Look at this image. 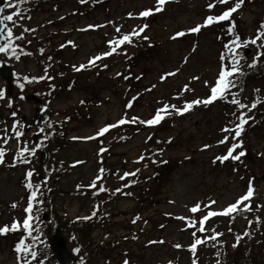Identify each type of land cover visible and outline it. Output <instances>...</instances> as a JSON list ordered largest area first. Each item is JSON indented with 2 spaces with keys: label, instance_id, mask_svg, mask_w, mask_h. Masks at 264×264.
Here are the masks:
<instances>
[{
  "label": "rangeland",
  "instance_id": "1",
  "mask_svg": "<svg viewBox=\"0 0 264 264\" xmlns=\"http://www.w3.org/2000/svg\"><path fill=\"white\" fill-rule=\"evenodd\" d=\"M88 2L93 3V0H87L86 3ZM155 4L156 0H111L103 6L102 11L91 13L89 17L87 16L88 20H85L80 12L84 3L82 4L80 0H61L59 8H62V11H52L51 6H47L44 15L35 18L33 23L37 27L42 25L46 27L47 20L64 17L67 14L71 15L65 22L57 24L59 26L57 29L61 33L63 31H68V33L63 36L58 35V39L54 38L53 40L62 43L69 38L67 35L72 30L75 44L83 48L79 59V62H83L88 57L104 52L99 51L103 50L101 41L104 39L107 28L109 29L107 39L113 34L118 35L115 32L116 27L121 28L122 34L130 33L134 28L146 24L144 23L146 18H139V14L147 9H154ZM246 4L248 2L245 0L240 9L241 12L239 11L240 13L237 12L236 14L240 32H243L241 22L246 24L244 28V31H247V33H244L245 37L246 34H253L251 23L259 15L258 12H253V9L257 8L251 7V4H248L246 8ZM204 5L205 2L202 0H170L169 3L164 5L163 11L154 12L152 16L148 17V21L151 22L148 25V30L150 28L149 31L152 34L150 36L159 41L160 45H156L148 53L151 73L148 74L145 84H147V90L151 89V91L147 92L144 108L139 111L140 119L145 121L151 119L154 116V111H157L164 104L182 108L185 102H191L195 99L203 100L210 95V88L205 87V82L209 86L214 84L221 65L220 49L213 36L209 31H204L203 37L199 38L200 42L195 46L193 45V37L184 41L171 39L179 31L187 32L196 23H201L203 16L208 14ZM249 8H251L250 13L247 12ZM262 8L264 11V7ZM73 10H77V12ZM11 12L12 10H6L5 14L9 15ZM72 13H75V15H72ZM69 19L72 21L67 24ZM20 25L19 27H22L25 24L21 23ZM26 25H30V23H26ZM102 25L103 27H101ZM16 26L18 27L17 23L8 24V27L14 28L15 36H22V29ZM80 29L86 30L81 31ZM48 34V29L45 28L38 32L36 36L37 38H45ZM28 40L29 37L23 39L22 42L29 46ZM144 40L143 37L141 39L136 38L133 41L135 46L127 45V50L122 57L114 58L112 56L108 58L105 62L119 65L111 71L121 68L123 61L130 53L138 49V43L141 44ZM156 51H162L158 60L154 56ZM73 54L68 50V60L72 61ZM119 54H122V52ZM14 67L17 76L25 73L37 75L39 72V67L34 62H31L28 66L22 62H16ZM111 71L105 73V77L96 80L94 85L96 92L102 93L103 90L117 92L119 87L115 81H119V78L113 79ZM169 72L177 74L162 80V77ZM194 77H199V79H194ZM185 86L190 91L184 92ZM113 97L110 94L105 95L104 102L108 104V107H103L98 116L73 122L72 126L76 128V133L72 136L81 138L96 135L98 130L105 125L106 120L110 123L122 117L124 99L121 94ZM81 99H83L82 96L74 95L69 100L58 101L54 105V109L59 113L70 112L80 106ZM155 106L156 109L154 110L153 107ZM38 107L40 106L34 103H26L24 115L28 117V120L24 122L23 127L20 126L23 131L26 127L30 128L29 132H25L23 137V142L30 147L32 146L29 141L32 140L34 134L38 133L36 126V119L39 115L36 113ZM197 108L198 110L188 119L178 120L175 124L173 123L175 119L163 120L161 124L154 126L152 130L137 135L128 146L116 149L113 152L100 154L97 150L98 144L91 142L87 144L72 143L70 150L56 155L55 159L60 161L62 165L72 168L71 174L61 182V189L72 195L60 199L56 204L60 216L65 222V218L75 220L80 216L85 215V217H88L94 211L97 212L94 199L88 195H82L80 192L88 191L90 193L93 191L90 190V185L93 178L98 176L101 168L109 172L122 171L120 175L110 177L107 181V189L117 190L127 180L121 179L125 172H137L140 168L148 167L151 164L150 157L147 156L148 145L157 144L160 139L167 141L175 138L169 146V151H163L160 155V159L175 158L177 162L171 164L166 170H162V176L154 181L148 202L150 206L156 208L147 218H151V222L145 225L138 221L135 224L132 222L137 217V212H140L138 200H136L137 202L127 201L116 205L117 209L113 210L114 224L110 228L114 236L112 240L108 238L106 243L109 246L113 241H116L118 248H115L112 255L109 252L112 247L105 248L100 256L94 257L93 262L95 264H119L123 259H129L128 254L130 253L133 264H191L192 259L186 248L190 246V241L193 238L191 233L196 229L188 228L183 220H178L175 217L182 216L198 221L201 217L200 212L203 209L219 211L229 206L245 193L246 186H249L250 182L252 183L250 176L242 177L243 174L240 173L235 177L230 171L222 172L218 167L214 168L212 166L217 153L221 152L218 149V146H220L219 141L226 136V133L222 132L224 120L222 118L221 101L218 100L208 107L201 105ZM171 115L175 116L176 114ZM55 120L60 121L61 119L56 118ZM149 137H151L150 140ZM117 138V133L113 134L111 132L106 139L114 143ZM242 143L243 149H237L236 152L249 151L255 162L254 165L249 162L248 164L256 169L255 173L259 174L262 183L261 192L254 190V195L250 200V203H258V214L263 221L261 229L253 238L260 239L264 234V163L259 162L256 157L260 153L264 154V140L261 137L257 140H245ZM162 146L164 147V144ZM11 151L16 152V144L12 145ZM191 155L193 159L190 161L189 157ZM141 156L144 159L136 163L135 161L139 160ZM77 161L82 162V165L77 164ZM13 168L6 164L0 167V227L8 225L9 222H13L18 217L22 218L24 216L26 218L27 216L26 213L22 212L26 193L19 186V180L24 173L33 169L30 165L20 167L19 171ZM212 201L216 203L208 207ZM13 203L21 208L22 214L19 216L18 214L13 215L11 210ZM196 204H200L201 211L193 215L189 212V209ZM114 211L125 213V215H116ZM205 229L209 233L212 229L229 234L232 232L229 217L217 220L212 217L206 222ZM245 229V222L236 224V231H244ZM77 230L84 235L83 237L90 240L91 233H88V228L81 227ZM87 233L89 234L88 237ZM99 235L101 237L102 234L99 233ZM52 236L53 233L49 235V239ZM97 236L98 233L95 237ZM133 237L137 238L138 241L133 242ZM121 238L123 239L120 240ZM153 241H164V243H152ZM3 244L4 240H0V246ZM177 244L182 247L176 248L175 245ZM216 254L217 252L214 250L203 246L198 259L204 264H214ZM245 258V256L242 257V259ZM0 259H2L0 264H14V258L9 254L8 246L1 247ZM107 261H110V263H107Z\"/></svg>",
  "mask_w": 264,
  "mask_h": 264
},
{
  "label": "snow or ice",
  "instance_id": "2",
  "mask_svg": "<svg viewBox=\"0 0 264 264\" xmlns=\"http://www.w3.org/2000/svg\"><path fill=\"white\" fill-rule=\"evenodd\" d=\"M28 0H16L15 3H13V0H8V7L12 9H19L22 4L27 3ZM80 2L86 3L87 0H80ZM170 0H156V4L154 9H147L139 14V18H148L152 16L155 13L161 12L164 9V5L169 3ZM245 0H235V3L228 7L226 10H224L220 15H208L203 23L197 24L196 26L189 29L190 33L199 34L202 29L211 27L214 24H220L222 22H229V27H227L226 31L227 33L232 36V40L228 43H225L224 48L226 49V52H223L220 56V69L218 72L217 79L215 80L214 84L209 86L207 82H205V87L210 88V95L206 99H195L191 102H185L182 108H177L175 105H167L164 104L161 108L157 109L154 116L145 121L142 119H139L138 117L133 116L130 120L127 118L121 119L116 123H113L108 126H104L100 128L96 134V136H90L87 137V139H97L98 137H103L106 133L110 131V129H114L120 125H125L128 123L131 124H141L148 127L156 126L160 124L164 119L167 118L168 115L176 114V115H184L187 112L191 111L194 107H198L203 105L204 107H208L209 105L213 104L216 101H223L230 103L232 105H235L236 108L239 110V115L237 116V123L233 128L224 127L222 129V132L224 133H234V135L231 137V139L234 141L231 146L228 148L227 153L222 156L216 157V159L213 161V163H216L217 161L221 164L225 163L226 161H240L241 157L245 155V152L243 150L236 152L237 149H243V143L239 140L240 136L242 135L245 125L248 124L250 117L246 118L245 109H247L249 112L252 111L257 107V104L261 103L260 100L254 101L250 106L246 105L241 102V100L237 99V96L235 93L232 92V89L236 87V82L233 79V77L236 76H242L244 73L241 71L240 68V60L243 58L240 55V49L246 48L248 45H255L257 48L264 49V23H262L259 26V29L257 31V34L255 38H251L248 40H241L240 36L234 32V29L236 27L235 22L232 20L233 14L237 13L239 9L244 4ZM231 3V0H214V2L208 4V11L212 12L213 9L217 7V5H229ZM4 9H0V54L11 58H14L16 60H19L20 57L17 54L18 49L15 46V40H22L24 39L23 36H15L13 33V29L11 27H8V24H15L17 18H22V12L21 11H13L12 14L4 15ZM131 18V17H130ZM103 27V25L101 26ZM148 25L145 24L140 28H134L130 33H121V28L116 27L115 32L118 34L117 36L113 37L108 42V51L101 53L99 55H96L92 57L88 64H82L79 67H76L74 70L77 72L86 70L89 67H95L97 66V61H101L107 57L112 56L113 54L117 53V49L122 48L124 45H132L135 46L133 41L136 38H140L142 33L146 31ZM81 31H84L86 29H80ZM24 32H28L29 29L25 28L23 29ZM34 31V29L32 30ZM187 33L181 31L178 32L176 35L172 36L171 39L176 40L180 37H184ZM144 39H148L147 37H143ZM260 42V43H258ZM74 46V45H73ZM195 51V49H193ZM25 55H31L30 53H25ZM262 56H264V51L258 52L254 60L258 61ZM185 62H187L185 60ZM106 68L107 65H104ZM248 67H255V63L249 64ZM177 73L175 72H169L166 76L162 77L163 79H166L168 76H175ZM48 77H41L40 79H47ZM25 81L28 83H31L32 80H29L27 77L24 78ZM125 79H129V77H125ZM194 79H199V77H194ZM20 89L23 90L24 84L19 85ZM151 91V89H149ZM184 92L190 91V89L185 86L183 89ZM258 91V90H257ZM229 96H231V99H229ZM5 92L3 90H0V99H4ZM178 98V97H177ZM20 99H24L23 96L20 97ZM83 103V101H81ZM8 107H12L11 102L8 103ZM127 108L132 107V103L129 102V104L126 106ZM14 123L11 127V129L5 127L3 131V135H0V141L3 142V146L0 147V165H3L5 163V156L7 152V145L11 140H15L16 143V152L14 155L13 163L10 164V167H16L17 164H30L31 158L36 156V152L45 146L44 140H41L39 144H36L32 147H30L27 143H24L22 141V137L24 136V131L20 129L19 122L15 121L16 113H12ZM49 127H52L51 124H49ZM38 134H43L45 139L48 138V134L45 133V130L41 128L39 130ZM149 140L151 137L148 138ZM229 142V136L226 135L223 139L219 141V144H226ZM168 143H171V140L168 141ZM107 151V149L101 148V154ZM234 153H236L234 155ZM144 159L143 156L140 157L139 160L135 161L136 163L141 162ZM155 163V161H153ZM166 163V161H165ZM75 166V165H74ZM104 172L105 170L101 168L99 170L98 176L95 180L92 181L90 187L95 189L97 187V181L102 180L104 178ZM138 172V170H137ZM137 172H125L123 176L121 177L122 180L128 179V177H135L137 175ZM34 176V172L32 170L27 171L26 173V180L27 183L25 184V188L29 192V198L27 202V206L24 209V212L27 214L26 218L21 223L18 220H14L12 224L5 225L3 227H0V236H5L9 233H15L18 231H23L28 234V236H32V233L34 231V228L31 224V221L34 219H37L36 216H34V208L37 204H43V201L39 199V196L41 194V186L39 184L34 185L32 183V177ZM131 184H126L125 187H131ZM107 189H105L102 185L99 187V192H105ZM119 191V190H118ZM125 195H130V193H125ZM254 195V188L249 183V186L245 193H243L234 203L230 204L229 206L216 211H208L202 218H200L198 221L189 219L186 217L178 216L175 217L178 220H183L188 228L196 229V231H193L191 233L193 239L192 244L188 248V251L193 254L192 264H198L196 257L197 249L201 245H205L209 242H215L219 240V237L223 235V233H217L215 229L211 230V235L204 237L203 235L198 237L197 232L204 234L205 224L206 222L212 218V217H231L232 219H235V214L239 211L248 212L251 210L250 200ZM249 202V203H245ZM216 202L212 201L208 207H211V205H214ZM241 205H243V208L241 209ZM13 209L17 207L15 203L11 205ZM96 210H99V206L97 205ZM201 211L200 204H196L195 206L191 207L189 209V212L195 215L196 213ZM96 215V211L92 213V216L94 217ZM91 217H86L84 219H90ZM138 220H140V217L137 216L132 221L133 223H136ZM259 223V220L256 221ZM199 225V227H197ZM251 225V222H249V226ZM186 230V229H183ZM245 236L250 235V233H245ZM243 237L240 235L236 236V242L232 245L233 248L237 247L239 245V241ZM35 240V238H33ZM152 243H164V241H153ZM220 247H223V245H219ZM176 248H181L182 246L177 244L175 245ZM14 251L18 254V262L19 264H31V261L36 260L37 258V252L32 250L31 245L26 243L25 239H20L19 242L16 244ZM77 252H79V249H76ZM30 258V259H29ZM40 264H43L41 261ZM125 264H128L127 261H125Z\"/></svg>",
  "mask_w": 264,
  "mask_h": 264
},
{
  "label": "water",
  "instance_id": "3",
  "mask_svg": "<svg viewBox=\"0 0 264 264\" xmlns=\"http://www.w3.org/2000/svg\"><path fill=\"white\" fill-rule=\"evenodd\" d=\"M5 3L0 0V9H4ZM7 67H1L2 71H5ZM60 238H56L52 243V247L55 251V257L59 261L60 264H69V258L66 256L64 251V246L62 247L61 244L59 246Z\"/></svg>",
  "mask_w": 264,
  "mask_h": 264
},
{
  "label": "trees",
  "instance_id": "4",
  "mask_svg": "<svg viewBox=\"0 0 264 264\" xmlns=\"http://www.w3.org/2000/svg\"><path fill=\"white\" fill-rule=\"evenodd\" d=\"M240 54H241V52H240ZM261 263L264 264V261H261V260H258V259H254V262L251 261V264H261ZM232 264H247V263L244 262V261H241L239 258H237Z\"/></svg>",
  "mask_w": 264,
  "mask_h": 264
}]
</instances>
